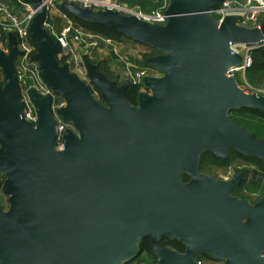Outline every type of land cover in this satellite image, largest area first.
Segmentation results:
<instances>
[{"label": "water", "instance_id": "1", "mask_svg": "<svg viewBox=\"0 0 264 264\" xmlns=\"http://www.w3.org/2000/svg\"><path fill=\"white\" fill-rule=\"evenodd\" d=\"M37 10L30 27L35 60L54 93L67 102L57 117L72 125L56 146L58 120L52 98L35 90L34 126L24 118L16 59L0 49V264H125L144 238L179 240L186 253L153 248L157 264H197L208 255L219 264H264V196L255 204L233 195L243 176H204L200 157L226 160L231 151L264 163V139L230 118L243 108L264 112V95L230 75L244 57L232 45L264 41L258 28L210 15L222 0H167L165 25L114 11L64 2L75 19L101 25L155 49L143 63L161 77L143 80L138 105L125 100L128 83L84 65L101 94L57 59L58 45L43 28V0H20ZM184 178L190 179L188 184Z\"/></svg>", "mask_w": 264, "mask_h": 264}, {"label": "built area", "instance_id": "2", "mask_svg": "<svg viewBox=\"0 0 264 264\" xmlns=\"http://www.w3.org/2000/svg\"><path fill=\"white\" fill-rule=\"evenodd\" d=\"M16 1L21 6V10L17 12H14L13 8L8 4L0 2V30L8 34H13L17 40L19 55L16 59V69L24 109V118L27 122L36 126L38 117L29 97L30 90L37 91V93L44 98H52V110L54 115H56L59 109L65 108L66 104L60 103L57 96L44 82L40 65L35 60L36 48L31 41L30 27L37 15V10L20 0ZM64 2L74 3L82 8H92L93 10L120 12L125 16H135L146 23L165 25L168 21L166 9L153 14H145L141 11L128 8L127 6H121L119 3L112 0H43L42 7L46 13L43 28L56 39L61 46L63 51L60 54L61 58L68 54H72L73 48L77 46H83L84 48L94 46L91 48H99L101 44L112 43L111 40L94 35L89 31H85L81 26L76 25L69 14L59 8ZM55 13H58L61 19L66 23L65 27L60 31L57 30L53 21ZM210 15L221 22L227 17L235 16L238 18V26L250 29L258 28L261 24L260 19L264 16V0H222L218 7L210 11ZM263 46L264 41L255 46L232 45V51L241 54L244 57V63L241 67L231 69L230 75L235 77L236 73L241 70L246 72V70L252 66L250 52L253 49ZM242 47H249V51L245 55L239 51ZM9 51L10 48L8 53ZM114 51L115 54H117L116 49ZM3 52L7 53L6 51ZM117 55H119V59L122 61L127 60L125 55ZM74 61H76V59ZM154 72L156 71L149 67L128 68L125 73L126 83L132 86L143 87V80L145 78L161 77ZM57 120L58 136L56 138V146L60 149L63 135L68 127L64 121L59 118ZM197 264L205 263L197 260Z\"/></svg>", "mask_w": 264, "mask_h": 264}, {"label": "trees", "instance_id": "3", "mask_svg": "<svg viewBox=\"0 0 264 264\" xmlns=\"http://www.w3.org/2000/svg\"><path fill=\"white\" fill-rule=\"evenodd\" d=\"M2 1H4V3L8 4L11 8H13L14 12H17L21 8V6L18 4L16 0H2ZM113 1L122 5H126L131 9L141 11L145 14H153L158 11H163L167 9V0H113ZM63 11L66 12L65 10ZM66 13L69 14L68 12ZM69 16L76 25L81 26L82 28H84L85 31H89L94 35L102 36L114 42H120L124 38H126L123 34L115 30L109 29L105 26L84 23L80 20L75 19L70 14ZM262 20H264V16L261 17L260 22ZM59 28H60L58 29L59 31L62 30L61 23H59ZM0 42L4 44L5 47L9 48L8 33L2 31V37L0 38ZM56 43L58 45L57 59L61 65H64L67 63L68 57L65 56H63L62 58L59 57V54H61L63 51L59 43L57 41ZM159 55L160 53L158 51H156L155 49H151L150 53L143 54L142 58L156 57ZM250 56L252 59V66L246 70V75H245L246 86H248L255 92L262 93L261 91L264 90V46L253 49L250 52ZM89 59L93 64L97 66L98 71L104 74L110 81L117 82L118 85H122L119 79L110 72L107 63H105L104 61L102 62L97 61V59H92L91 57H89ZM137 63L140 67H147L142 61H138ZM142 88L143 87L141 86L130 85V88L125 96V100L132 106H137L138 97L142 91ZM100 102L103 103L102 98H100ZM230 115H231V119H233L240 127L245 129L248 133L250 134L255 133L260 139H264V112L243 108L240 110L232 111ZM200 159H201V171L206 173H211L212 172L211 169L225 168L236 159L248 161L252 165H254L256 170H252L251 172L245 170L237 171L238 173H242L244 175V181L239 189V192H243L247 184L246 181L249 177L252 180L248 190L250 192H252L253 187L256 184V179L260 178L261 176L264 178L263 162L253 157H245L236 151H231L230 157L226 160L214 159L209 152L203 153ZM238 194L239 193H237V195ZM262 196H264V193ZM261 197H259L257 200H260ZM198 260L205 264H217L219 262L218 260L211 258L208 255H200L198 257Z\"/></svg>", "mask_w": 264, "mask_h": 264}, {"label": "rangeland", "instance_id": "4", "mask_svg": "<svg viewBox=\"0 0 264 264\" xmlns=\"http://www.w3.org/2000/svg\"><path fill=\"white\" fill-rule=\"evenodd\" d=\"M113 1V0H112ZM121 6H126V5H122V4H120ZM128 7V6H127ZM128 8H130V7H128ZM21 10V8L18 10V11H20ZM95 11H99V10H95ZM93 34V33H92ZM2 37V31L0 30V38ZM126 38H124V40H125ZM131 42H127L128 44H127V46L125 45H123V46H121V45H117V54H119L120 53V51L122 52V51H124L123 53H124V55L127 57V60H126V62L128 63V64H130V65H133L134 64V62L133 61H135V67H136V65L137 66H139L138 65V61H142V59H140L141 57H142V55L141 54H149L150 53V51H151V49L150 48H148L147 46H145V45H143V44H140V43H138V42H135V41H133V40H130ZM121 43V42H120ZM90 47H94V46H89L88 48H90ZM0 48L3 50V51H6L7 53H8V50H9V48L8 47H5L4 46V44H2L1 42H0ZM88 48H84L83 46H77V47H74L73 48V53L72 54H68L67 56H65V57H68V60H67V63L66 64H68L69 66H70V69H71V72L72 73H74V74H76V75H78V77L82 80V81H85V82H87V84H88V86H89V88H90V90L92 91V95H93V97L97 100V101H99L100 102V98H101V94L99 93V91H98V89L95 87V85L94 84H92L91 83V81H90V79H89V77H88V73H87V70H86V68H85V65H84V60H83V56H85V55H87L88 57H89V53H87V51H88ZM239 51L242 53V54H246L248 51H249V47H242L241 49H239ZM6 53V54H7ZM90 55H92V54H90ZM75 56V57H74ZM59 57L61 58V55L59 54ZM98 57V56H97ZM99 58V57H98ZM76 59V61H74ZM94 59V58H93ZM129 61H130V63H129ZM125 62V63H126ZM39 63V62H38ZM124 64V63H123ZM40 65V64H39ZM122 64H121V62L120 63H118L117 62V66L116 67H114L113 68V70L114 71H116L115 70V68H118V67H122L121 66ZM125 65V64H124ZM125 67H126V65H125ZM40 68H41V66H40ZM108 69L110 70V72L112 73V69L110 68V67H108ZM42 71V70H41ZM156 71V70H155ZM155 74H157V75H160L161 76V73L159 72L158 73V71H156V72H154ZM114 75V74H113ZM245 75H246V72L245 71H243V70H241V71H239V72H237L236 73V75H235V80L238 82V84L239 85H241V86H243V87H245V88H247V89H250L251 91H253L251 88H249L248 86H246V80H245ZM115 76V75H114ZM0 77H1V81L3 80V74H2V71L0 70ZM42 77H43V75H42ZM44 79V78H43ZM119 81L122 83V85L124 84V83H126V79H124V78H119ZM44 82H45V80H44ZM46 83V82H45ZM47 84V83H46ZM47 86H48V84H47ZM49 87V86H48ZM50 88V87H49ZM50 90L54 93V91L50 88ZM144 91V89L142 88V91L141 92H143ZM255 92V91H254ZM262 93H259V92H257V93H259V94H261V95H264V90H262L261 91ZM55 94V93H54ZM56 95V94H55ZM57 96V99H58V101L60 102V103H65L66 104V106H67V102H66V100L64 99V98H62V97H60V96H58V95H56ZM56 116V115H55ZM230 116V118H231V115H229ZM56 118L58 119V117L56 116ZM66 124H67V127H68V129L69 128H72V125L70 124V123H67V122H65ZM212 170V172L215 174V176H217V177H220L221 175L224 177V178H230V177H232V175L233 174H235L236 175V173H238L237 171H243V170H245V171H249V172H251L252 170H256V168H255V166L254 165H252L250 162H248V161H244V160H240V159H236V160H234L233 162H231L227 167H225V168H221V169H211ZM204 173H206V172H204ZM263 179V180H262ZM2 181V180H1ZM250 181V183L248 182L247 184H246V187H248L247 188V190H246V193H243V192H238L239 194H238V196L239 197H244V198H246L248 201H250V203L251 204H255L256 202H258L259 200H257L259 197H261L262 195H263V193H264V178L261 176L260 178H258V179H256V184H255V186L253 187V190H252V192H250V191H248L249 190V187H250V185H251V181L252 180H249ZM249 184V185H248ZM263 197V196H262ZM261 197V198H262ZM8 196H4V195H2L1 197H0V202H1V206L5 209V210H7V209H9V203H8ZM260 198V199H261Z\"/></svg>", "mask_w": 264, "mask_h": 264}, {"label": "flooded vegetation", "instance_id": "5", "mask_svg": "<svg viewBox=\"0 0 264 264\" xmlns=\"http://www.w3.org/2000/svg\"><path fill=\"white\" fill-rule=\"evenodd\" d=\"M167 10V9H166ZM1 81V80H0ZM2 82V81H1ZM200 171H201V159H200ZM201 174L204 175V176H214L216 179H219L221 181H230L232 179H234L238 174H241L243 176V179H242V182L239 186V189L244 181V175L242 173H236L232 175V177L230 178H224L222 175L220 177H217L215 176V174L213 172L211 173H204L201 171ZM2 180V182H4V178L2 176H0V181ZM251 178L249 177L247 179V183L250 181ZM190 182V179H186L184 178V183L188 184ZM249 185V184H248ZM239 189L238 191L233 195L234 197L236 198H239V199H245L247 200L246 198L244 197H239L237 195V193L239 192ZM246 190H247V187L245 186L244 188V192L243 193H246ZM4 209V208H3ZM5 212L8 211L4 209ZM160 247L162 249H170L172 251H175V252H179L181 254H185L186 253V247L179 241V240H170L166 237L162 238L161 241H159L158 243L154 244L150 238H144L142 239L140 245H139V252L138 254L135 256V258H133L131 261H129L128 263H125V264H157L156 260H155V257H154V253H153V248L154 247ZM220 262H218L217 264H219Z\"/></svg>", "mask_w": 264, "mask_h": 264}, {"label": "crops", "instance_id": "6", "mask_svg": "<svg viewBox=\"0 0 264 264\" xmlns=\"http://www.w3.org/2000/svg\"><path fill=\"white\" fill-rule=\"evenodd\" d=\"M0 2H4V1L0 0ZM59 8L62 9L61 6ZM53 21H54V24L57 27V30L60 29L59 28V23L62 24V29L65 27L66 23H65V21H63L61 19L60 15L58 13L54 14ZM130 40L131 39L126 38L125 40L123 39L122 41H120L121 43L112 41L111 44H101L99 46V48H91L90 47V48H88L87 53H89V57H91L92 59L94 58V59H97V61H101V62L104 61L105 63H107L108 66L112 69V74H114L115 77H117L118 79L119 78H124L125 79V73H126V70L128 68H133L134 69V68H137V67H140V66L136 65V67H135V61H133L134 62L133 65L128 64L126 61H122L121 59H119V55L115 54L114 50L116 49V51H117V45H121V46H123V45L125 46L126 45L127 46V44H128L127 42H131ZM123 52L124 51H122V52L120 51L119 54L124 55ZM90 54H92V55H90ZM141 55H143V54H141ZM140 59H143V58L141 57ZM117 62L118 63L121 62V64H122L121 66L122 67L115 68L116 71H114L113 68L117 66ZM123 63L126 65V67H125V65ZM129 63H130V61H129Z\"/></svg>", "mask_w": 264, "mask_h": 264}]
</instances>
